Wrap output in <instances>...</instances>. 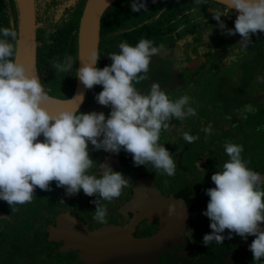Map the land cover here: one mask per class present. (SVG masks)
Segmentation results:
<instances>
[{
	"label": "clouds",
	"instance_id": "1",
	"mask_svg": "<svg viewBox=\"0 0 264 264\" xmlns=\"http://www.w3.org/2000/svg\"><path fill=\"white\" fill-rule=\"evenodd\" d=\"M130 7L139 13L147 10V3L131 0ZM229 9L238 13L234 29H226L221 21L227 16L223 11L211 10L212 18L224 34H239V45L245 47L252 35L264 33V0H228ZM17 36L14 26L0 28V201L14 211L16 206L31 203L37 188L51 191L54 181L68 196L83 191L96 197L91 201L93 219L106 224L105 202L119 198L129 180L106 164L99 165V175L92 174L96 163L90 158L89 145L106 153L123 150L136 167L150 165L162 174L175 175L174 157L159 142L160 133L172 119L194 117L196 110L190 106L189 96L173 100L158 83H152L146 93L135 87L147 79L151 58L158 54L152 41L141 38L135 46L121 42L119 52L108 54L110 66L102 69L96 67L100 57L94 52L75 71L86 89L102 86L94 98L99 105L110 107L106 118L103 112L82 114L79 107L50 112V89L39 75L30 74L23 63L15 61ZM53 68L71 71L72 57L54 63ZM204 131L210 133L211 129ZM183 139L192 143L198 137L185 132ZM224 151L228 159L211 176L215 187L205 192L209 200L202 215L209 219L211 233L203 236V243L221 244L226 229L228 239L233 233L245 240L255 237L248 250L256 264L264 261V176L247 166L241 145L226 142ZM173 214L174 207L169 205L168 215Z\"/></svg>",
	"mask_w": 264,
	"mask_h": 264
},
{
	"label": "flooded vegetation",
	"instance_id": "2",
	"mask_svg": "<svg viewBox=\"0 0 264 264\" xmlns=\"http://www.w3.org/2000/svg\"><path fill=\"white\" fill-rule=\"evenodd\" d=\"M118 1L109 5L100 19L98 42L100 58L96 67L101 69L110 66L111 61L107 59L108 54L119 52L118 45L123 42L119 38L117 28ZM85 2L86 0H34L36 57L42 33L45 29H49L45 19L47 15L50 13L53 15L49 23L51 25L60 22L63 24L66 17L78 11L80 19ZM0 7L3 13L0 23H5L7 19L9 26L12 23L16 28L11 2L1 0ZM50 9L53 12H50ZM134 13L136 16L130 21L129 32H135L138 42L137 33L143 30V38L152 41L153 46L159 49L158 57L155 58L156 62L149 65L147 79L135 84L138 90L146 93L152 83H158L160 88L175 100L174 93L177 92H181L180 96L190 97V93L194 91V88H190L192 84L196 87V83H212L211 77L214 72L205 70V68L210 67V60L217 55L216 53H220V50L209 49L207 46L203 48L201 45L198 54L188 59L184 56L180 19L174 25L171 22L164 26L157 25L156 29L159 34L152 39L149 35L150 8L147 7L146 11L141 10L139 13ZM38 75L41 80L42 74ZM205 77L209 78L203 80ZM257 80L262 88L256 87V93L253 95L252 89L247 87L246 91L250 97L244 102L231 104L229 96H225L229 95L230 89L217 88L215 103L200 104L197 97L193 96L190 106L199 111L200 104L204 105L207 110L211 105L220 104L219 95L225 96L224 102L227 107L224 110H227V114H225L226 111L224 114L221 112V117L230 118L229 125H232L235 131L240 132L244 130L242 125L244 119L256 113L259 107L264 105V72L257 74ZM75 82L76 77L74 88ZM100 91H102V86L98 85L91 90L87 89L79 108L82 114L93 111L103 112L107 118L110 107L99 105L94 98ZM219 114L214 113V116L218 117ZM194 117H187L183 120L172 119L169 122L170 126L160 133L159 142L164 144L175 160L176 173L174 176L162 174L150 165L148 166L150 169L145 166H134L131 155L123 150L119 154L106 153L102 150L94 151L89 145L90 158L96 163L94 169L90 170L93 171L92 174L99 175V165L106 164L114 172H120L129 180L119 198L105 202L108 208L106 224L93 219L95 205L91 201L96 197L86 196L83 191L68 196L64 188L56 187V182H51V191H41L37 188L32 202L16 206L14 211L6 202L0 201V229L7 225L9 231L14 230V244L9 243L0 249V264H109V261L110 264H127L113 260V255L123 253L124 250V248L118 249L113 246L119 244H122L120 247L129 246L128 243L139 240L147 241L146 246L151 252L152 258L146 264H253L252 253L248 247L255 237L249 236L245 240L233 233L232 238L228 239L229 232L226 229L222 233L225 239L221 244L213 242L205 246L203 243V236L211 233L210 221L202 215L206 211L209 198L200 196L197 189L198 183L190 181L192 175L189 176L188 172L190 169L199 173L205 171L211 154L204 150L198 152V155L194 154L191 160L182 161L185 152L183 150H181L183 153L178 152V145L181 142L183 145L185 141L184 132L191 130L190 123L194 126L197 124L196 121H191L196 119ZM219 119H221L220 116ZM204 128L211 129L210 126ZM39 139L42 140L43 137ZM188 149L189 147L185 151ZM217 155L220 156V154ZM189 166L192 168H188ZM251 169L258 172L254 167ZM169 205L174 207L172 216L168 215ZM93 243H96L98 251L90 247ZM93 252L98 256H103L101 263L98 261L100 259L91 258L90 255H93ZM106 255L111 256L106 258ZM256 264H264V261L256 262Z\"/></svg>",
	"mask_w": 264,
	"mask_h": 264
},
{
	"label": "trees",
	"instance_id": "3",
	"mask_svg": "<svg viewBox=\"0 0 264 264\" xmlns=\"http://www.w3.org/2000/svg\"><path fill=\"white\" fill-rule=\"evenodd\" d=\"M9 1L12 4L14 25H17L15 28L16 30L18 29V5L16 0ZM146 3L151 11V29L149 35L152 39L159 34L158 29H156L157 25L164 26V24H167L168 22H171L174 25L179 19L181 20L184 56L188 57V59L198 54L201 45H203V48L207 46L209 49L214 48L213 50H220L221 52L223 47H219V45H224L225 48L231 50H233L232 46L236 45V50H238L237 54L240 53L242 55L240 58L229 57L226 59L221 52L216 53L217 55L213 54L215 56L210 60V67L206 66L205 68V70L214 72L211 81L218 89H230L229 95L226 94L225 96L230 97L231 104L236 105V103L244 102L245 99L250 97V94L246 91L247 87L252 89L251 93L253 95L256 93V87L262 88L259 84V80H255V77L257 74L264 72V61L262 64L257 63L252 67L254 68V72H252L250 68H246V66L250 63V59L252 60L254 57H257V51L255 50L259 48L260 44H262L260 51H262V57L264 58V33L252 35L251 43L242 47L239 45V41L241 40L239 34H235L233 37L224 34V30L215 28L218 24L217 21L212 18L213 14L205 15L206 7L211 3L219 6L222 11L227 10L226 7L218 3L210 0H146ZM130 4L131 0L118 1L117 7L119 10L117 28L119 38L123 41H127L130 45L135 46L138 43L135 38V32H129L128 30L131 27L130 21L136 16V14L132 12ZM194 13H198L199 17L193 21V19L190 20L189 17ZM227 14V16L221 17V21L225 24L226 29H234V22L238 14L231 10H228ZM79 15L80 12L78 11L77 13H74V15L66 17L64 22H62L63 24H60L61 22L53 25L48 23L47 25H49V29L43 31L41 43L37 48L36 62L38 74H42L41 81L44 83L46 89H50L49 94L53 98L66 100L69 99L73 93ZM2 16L3 13L0 11L1 19H3ZM192 24L193 31L187 27ZM10 25L13 26L12 23H10ZM3 27H10L7 19L5 23H0V28ZM209 33L210 35H208ZM219 34L223 37H217ZM137 35L139 40L143 38V30L138 32ZM234 38L236 39V42L233 41ZM8 39L11 42V38ZM230 39L235 45L232 43H226V41H230ZM68 56H71L73 60V69L71 71L60 72L53 68L54 63H62ZM243 63H245L244 67H242ZM233 66L235 69H231ZM237 67L240 69L239 86L230 82L232 79H236L235 76L238 77L236 71ZM251 83L253 84L251 85ZM237 90L240 92H236ZM216 98L217 95L215 99ZM8 229L9 226L7 225H4V227L0 229V249L7 246L9 243L14 244V230L9 231Z\"/></svg>",
	"mask_w": 264,
	"mask_h": 264
},
{
	"label": "rangeland",
	"instance_id": "4",
	"mask_svg": "<svg viewBox=\"0 0 264 264\" xmlns=\"http://www.w3.org/2000/svg\"><path fill=\"white\" fill-rule=\"evenodd\" d=\"M211 10L222 11L219 6L211 3L208 7H206L205 15H211L212 14ZM49 11L53 12L51 9ZM223 12L225 13V15L227 14V10H224ZM198 17L199 14L194 13L189 17V19L190 20L193 19L194 21V19ZM45 19H46V23H50L51 22L50 20L53 19L52 13L48 14L47 18ZM187 27L193 31V24L188 25ZM215 28H219V26L217 25ZM231 36L233 37V35ZM217 37H223V36L219 34L217 35ZM231 39L230 41H226V43L227 44L232 43L233 45H235L233 42H231L232 41ZM233 41L236 42V39L234 38ZM235 46H232L233 50H231L229 48H225L224 45H219V47H223L221 53L224 54V58L228 59L229 57L230 58L236 57L238 59V57L240 58L242 56L240 53L237 54L238 50H236ZM261 47L262 44H260L259 48L255 50L257 51V57H254L252 60L250 59V63H248V65L246 66V68H250L252 72H254V68L252 67L255 64L257 63L262 64L264 61V58L262 57V53H261L262 51H260ZM156 57H158V55H155L151 58V63L156 62L155 59ZM244 65L245 63L242 64V67H244ZM231 69H235V67L233 66L231 67ZM190 71H193V69H190ZM236 71L238 77L235 76L236 79H232L231 83L236 86H239L240 69L237 67ZM208 78L209 77H205L203 80ZM255 80H257V76L255 77ZM190 88H194V91L190 93V102L193 100V96H196L198 102L200 101V104L202 103L211 104L212 102L215 103L214 100L216 97L215 94H217V87L215 86L214 83H204V84L196 83V87L194 86V84H192ZM236 92L239 93L240 91L237 90ZM180 94L181 92L174 93V98L177 99L180 96ZM224 100H225V96L220 95L219 97L220 104L216 106L211 105V107L208 108L207 110H205L204 105L199 104V111H197L196 109L195 110H196V114H199L200 116L198 117L195 116L194 118L196 119L191 120V121H196L197 124H195L194 126L193 123H190L192 125L191 130L185 131L192 136H197L198 139L195 140L194 143L193 142L188 143L184 141L183 145L182 142L180 145H178V152H182L181 150L185 152L182 157V161H186V160L189 161L192 159V157H194V154L198 155V152L200 153L204 150H207V152L211 154L209 165L207 166V169L205 171L199 173L198 171L195 170L196 174H194L195 171H192L193 169H190L188 172L189 176L192 175L190 181L198 183L197 189L200 192V196L206 199L209 198L205 194L206 190L215 187V185L211 181V176L217 170H219V166H221L228 159L224 151V144L226 142H231L241 145L243 147L242 157L245 161H247V166L249 168H253V167L256 168L260 174L264 175V105L263 107H259L260 109L253 115H248L247 118L244 119V121L242 122L244 130L237 132L235 131L232 125H229L230 122L228 121L230 120V118L224 119V117H221L222 115L221 112H223L224 114V112L226 111L225 114H227V110H224V108L227 107ZM195 104L196 102L194 103V105ZM214 113L215 114L220 113L219 116L221 119H219V116L218 117L216 115L214 116ZM239 116H242V114H239ZM199 123L202 124L200 125ZM203 126L204 127L210 126L211 132L210 133L204 132L202 130L205 129ZM187 147H189V149L185 151ZM217 154H220V156L218 157ZM188 168H192V167L189 166ZM262 187H264V185H262Z\"/></svg>",
	"mask_w": 264,
	"mask_h": 264
},
{
	"label": "water",
	"instance_id": "5",
	"mask_svg": "<svg viewBox=\"0 0 264 264\" xmlns=\"http://www.w3.org/2000/svg\"><path fill=\"white\" fill-rule=\"evenodd\" d=\"M18 5V36L15 48V61L23 63L30 74L38 75L36 68V41H35V6L34 0H16ZM118 0H86L83 11L79 19L78 35H77V70L82 66L81 62H87L92 53H98L100 19L106 8ZM227 8L228 0H210ZM237 13L235 9H229ZM238 14V13H237ZM87 89L82 85L76 77L75 88L72 96L66 100L53 98V101L65 103L66 106L62 109L54 107L53 101L49 106L50 112L60 110H74L80 108L81 100L85 97ZM147 241L139 240L128 243L129 246L120 247L121 245L113 246L118 249L124 248L123 253L113 255V260L126 262L127 264H146L151 252ZM95 251L96 243L91 246ZM129 248V249H128ZM93 260H98L101 263L103 256H98L95 252L90 255ZM111 255H106L110 257ZM108 261V260H105ZM110 264V261H109Z\"/></svg>",
	"mask_w": 264,
	"mask_h": 264
},
{
	"label": "bare ground",
	"instance_id": "6",
	"mask_svg": "<svg viewBox=\"0 0 264 264\" xmlns=\"http://www.w3.org/2000/svg\"><path fill=\"white\" fill-rule=\"evenodd\" d=\"M53 105H54V107H56L58 109H62L66 106L65 103H61V102H57V101H53Z\"/></svg>",
	"mask_w": 264,
	"mask_h": 264
}]
</instances>
